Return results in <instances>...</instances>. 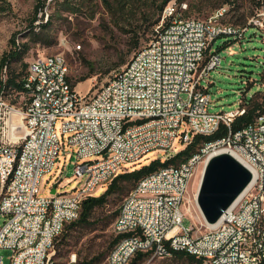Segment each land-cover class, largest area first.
Wrapping results in <instances>:
<instances>
[{
    "label": "built area",
    "instance_id": "1",
    "mask_svg": "<svg viewBox=\"0 0 264 264\" xmlns=\"http://www.w3.org/2000/svg\"><path fill=\"white\" fill-rule=\"evenodd\" d=\"M184 5L171 0L170 20L161 15L154 39L92 95L72 86L62 55L30 62L24 82L30 100L24 108L5 106L0 91V186L8 193L0 213V253L11 250V264H56L54 242L79 220L80 191H90L92 197L94 187L106 188L128 172L126 165L152 151L167 152L183 128L181 140L190 146L195 137L213 136L222 126L227 134L203 143L200 157L161 167L133 188L114 223L113 232L121 238L107 263H122L123 254H131L132 261L145 253L149 264L179 251L211 259V264H264V113L235 131V120L246 112L242 102L235 111L211 113V95L203 85L221 64L219 54L211 51L216 40L243 39L249 27L264 29V14L242 29L223 22L226 7L189 20ZM14 114L21 116L24 131L15 125ZM59 121L63 142L56 129ZM19 142L28 143V152L20 167H12L11 154ZM65 144L78 159H99L75 166L74 175L83 180L79 190L40 197L42 179L55 168ZM222 152L252 172L249 187L257 189V198L243 201L242 195L214 226L200 212V227L207 231L198 234L199 226L183 225L185 210L190 212L186 189L199 172L202 178L204 161ZM10 168H20L15 182H6Z\"/></svg>",
    "mask_w": 264,
    "mask_h": 264
},
{
    "label": "rangeland",
    "instance_id": "2",
    "mask_svg": "<svg viewBox=\"0 0 264 264\" xmlns=\"http://www.w3.org/2000/svg\"><path fill=\"white\" fill-rule=\"evenodd\" d=\"M107 1L116 3L117 0ZM128 1L124 13L115 16L107 10L104 0H47L45 7L39 12L38 19L40 23L43 20L46 23L47 17L50 16L52 22L48 29L38 30L39 42H29L30 51L24 60L25 63L29 64L41 56L62 55L67 60L72 84L93 75L75 87L77 92L84 96L92 95L121 71L134 53L152 41L156 35L155 28L150 22L141 24L143 10H139L133 0ZM213 1L205 0L203 11L197 10L196 0H185L182 3H187L186 12L189 17L204 19L213 12L208 7L214 3ZM258 1L262 0H239L235 8L225 6L228 13L224 21L238 28L248 27L254 16L264 14V4L259 6ZM37 5L38 0H0V79L5 80L9 73V67L1 71V61L11 49V40L16 38L19 43H27L29 40L27 32ZM70 7L79 11L73 13L69 10ZM130 30L138 31L137 46L129 44L133 38L126 32ZM232 39H235L234 43L225 45ZM211 51H218L221 58L220 66L211 71L203 81V85L208 88L211 95V113L235 111L242 101L250 99L256 93L263 91L261 95H264V29L249 27L243 39L223 36L216 40ZM122 58L125 59V63L121 65ZM4 95L10 106L24 108L26 95H19L13 91H10L8 96L4 92ZM60 124L59 121L56 129L63 142ZM183 131L184 128L180 130L173 147L167 152L152 151L137 164L126 165L125 168L129 171L136 170L149 165L152 161L160 160L165 163L178 156L188 147V144L181 140ZM97 159L99 157L78 159L74 149L65 144L55 168L42 179L39 196L45 198L52 196L54 185H57V194H70L79 190L83 180L74 175L75 166ZM200 179L199 172L186 194V200L190 203L187 205L190 212L185 210L183 225L187 228L192 224L200 227V210L195 198ZM105 190L100 188L96 196H101ZM130 191L131 189L128 188L122 196L111 198L107 207L99 211L93 219L91 227L68 228L55 242L53 249L55 263L79 264L81 261L97 260L105 255L102 263L105 264L115 239L114 213L120 209ZM3 222L4 220L1 221L2 224ZM206 231L205 227H200L197 233L202 234ZM74 254L76 261L72 262L71 257ZM0 255L3 264H11V250L4 249ZM205 263L203 260V264ZM149 264L198 263H191L186 258L169 257L155 259Z\"/></svg>",
    "mask_w": 264,
    "mask_h": 264
},
{
    "label": "trees",
    "instance_id": "3",
    "mask_svg": "<svg viewBox=\"0 0 264 264\" xmlns=\"http://www.w3.org/2000/svg\"><path fill=\"white\" fill-rule=\"evenodd\" d=\"M184 1L185 0H179L180 3L184 2ZM46 2H47V0H38V5L35 9L34 17H33L32 21L30 22L29 29L27 32V37L29 38L27 43H19L16 40V38L12 39L10 42L11 49L8 51V53H6L4 55V57L2 58V61H1V71L4 70V67H6V68L9 67V73H8V76L5 80L2 78L0 79V91L3 90L2 93L5 92V94L7 96H8V93L10 91L16 92L19 95L24 94L27 96L26 103L29 102L30 95L24 87V82H25V79L27 77L28 68H29L30 63L27 64V63H25L24 60L30 51L29 42H34V43L39 42V35L37 33L38 30L48 29L50 26V23L52 22V19L49 16V17H47L46 23H44V20H43V21H41V23L38 26H35L36 22L40 21L38 19V15H39V12L42 11V9L45 7ZM133 2H135V4H137V6L139 7L138 8L139 10L140 9L143 10V14L141 17L142 18L141 24H147L148 22H150V25L154 26V28H155V26L160 21V17L162 15L165 7L171 2V0H133ZM196 2H197V5H196L197 10L203 11L205 8V0H196ZM213 2L214 3L212 5L208 6L213 11L212 13H214L216 10L223 8L225 6H230V7L235 8L237 6L239 0H214ZM104 3L107 6V10L111 14L116 16V15H122L124 13V7H126V5L129 3V1L128 0H119V1L117 0L116 3H111L107 0H104ZM257 3L259 6H261L262 3L264 4V0L258 1ZM137 6H136V8H137ZM153 7H156V8H153ZM69 10L73 13L79 11V10H77L75 8H71V7L69 8ZM226 16H227V14H226ZM224 20H225V18L223 19V22H225ZM225 23H227V22H225ZM227 24H229V23H227ZM230 25H232V24H230ZM136 27H138V25ZM36 29H38V30H36ZM126 34H129L133 38V40L129 41V42H131L129 44H131V45L135 44L136 46L139 44V39H138L139 36H138L137 30L127 31ZM234 42H235V39L234 40L232 39V40L227 41L225 43V45L228 46L230 43H234ZM145 46H143V47H145ZM143 47H140V49H142ZM140 49H138L134 53V55ZM215 53H218V51H216ZM124 63H125V59L122 58V61L120 64L122 65ZM92 76L93 75L87 76V77L77 81L75 84H72L70 79H69V81L72 84V86L75 88L77 86V84H79L81 82H85L86 80L90 79ZM261 93H263V91L256 93L255 96H252L250 99L242 101V106L246 109V112L243 116H241L235 120V122L233 124V130L237 131V130L251 124L252 122H254V120L256 119L257 116L264 113V95H261ZM226 134H227V129L225 126H222L220 128V130L213 136L195 137L193 143L190 146H188L184 152H182L178 156L166 161L165 163H163L160 160H155V161H152L149 165L143 166L140 169L131 170V171H128V172H125V173L118 175L111 182V184L107 185V187L105 188L106 189L105 192L101 196L95 195V196L89 197L82 203V211H81V216H80L79 220L68 225L66 227L65 231L68 228L73 229V228H76L78 226L80 228L91 227L93 219H95V217L99 211L104 210L107 207L111 198L116 197V196H118V197L122 196L123 194H125V192L128 188H130L132 190L139 183V181L142 180L144 177L156 172L161 167H165V166H169L171 164L179 163L181 160L189 157L193 152H195L199 145H201L205 142H213L217 139L224 137ZM119 211H120V209L116 210V212L114 213L115 214L114 216L116 217V219H117V216L119 214ZM120 238L121 237H119V236H115V239H114V242L112 245L113 248L110 251V253L108 254V256L106 257L105 264H108L107 263L108 257L111 254V252L113 251V249L115 248V246L118 244ZM57 239L55 240V242L57 241ZM55 242H54V245H55ZM171 257L186 258L191 263L203 264L202 259H198L195 256H192L186 252L174 251L172 253ZM149 258H150L149 254L138 253L133 258V260L131 261L130 264H146L148 262ZM104 260H105V255H103L101 258H99L97 260L92 259V260L88 261V259H87L85 261H81L79 264H102L104 262Z\"/></svg>",
    "mask_w": 264,
    "mask_h": 264
},
{
    "label": "water",
    "instance_id": "4",
    "mask_svg": "<svg viewBox=\"0 0 264 264\" xmlns=\"http://www.w3.org/2000/svg\"><path fill=\"white\" fill-rule=\"evenodd\" d=\"M253 181L252 172L228 152L208 161L197 193V205L209 226L216 225ZM57 193V185L51 194Z\"/></svg>",
    "mask_w": 264,
    "mask_h": 264
},
{
    "label": "bare ground",
    "instance_id": "5",
    "mask_svg": "<svg viewBox=\"0 0 264 264\" xmlns=\"http://www.w3.org/2000/svg\"><path fill=\"white\" fill-rule=\"evenodd\" d=\"M188 8L187 3L184 5V12H186ZM220 9H224L220 8ZM163 20H170V3L165 7L163 13H162ZM189 20H197V18L189 17ZM252 19L250 20V22ZM62 68L66 69V76H69V66L67 63V60H62ZM2 98L5 106H10V104L7 103L6 96L4 93H2ZM13 121L15 125L18 126V128L21 131H24L23 123L21 116L19 114L13 115ZM28 152V143L26 142H19L16 149L13 151V154H11V164L12 167H20L22 164V157L27 154ZM200 152H203V144L199 145L195 152H193L189 157H200ZM223 153V152H222ZM208 161H204L203 166V172L207 165ZM20 176V168H10L6 173V182H15ZM200 185V184H199ZM101 187H94L93 188V196L97 195V191ZM190 187H187L186 194L189 191ZM199 189V187H198ZM133 192V189L129 192V194L126 196L125 199L131 198V194ZM197 192L195 193V198L197 201ZM90 197V191H80L79 192V202H84L87 198ZM254 198H257V189L255 187H249L243 194V201H253ZM187 199V197H186ZM8 201V193H6V189H4V186H0V213L4 210V204ZM207 264H211V259H202ZM131 261V254H123V262L122 263H112V264H130Z\"/></svg>",
    "mask_w": 264,
    "mask_h": 264
}]
</instances>
